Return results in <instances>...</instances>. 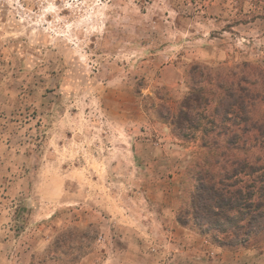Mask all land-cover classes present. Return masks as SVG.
<instances>
[{
  "label": "rangeland",
  "instance_id": "obj_1",
  "mask_svg": "<svg viewBox=\"0 0 264 264\" xmlns=\"http://www.w3.org/2000/svg\"><path fill=\"white\" fill-rule=\"evenodd\" d=\"M242 62L264 70V0H0V264H264L178 225L196 145L150 110Z\"/></svg>",
  "mask_w": 264,
  "mask_h": 264
},
{
  "label": "trees",
  "instance_id": "obj_2",
  "mask_svg": "<svg viewBox=\"0 0 264 264\" xmlns=\"http://www.w3.org/2000/svg\"><path fill=\"white\" fill-rule=\"evenodd\" d=\"M184 80L182 99L174 102L158 91L150 104L177 141L196 145L189 164L192 189L176 222L219 248L259 246L264 242V70L249 62L190 63ZM82 234H92L90 241L98 236L90 230ZM59 245L72 248L62 236ZM87 247L78 248L70 262Z\"/></svg>",
  "mask_w": 264,
  "mask_h": 264
}]
</instances>
